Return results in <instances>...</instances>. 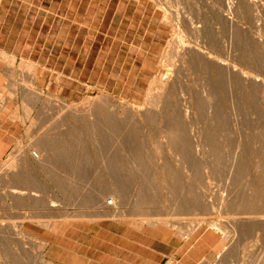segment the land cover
Instances as JSON below:
<instances>
[{"label":"rangeland","instance_id":"1","mask_svg":"<svg viewBox=\"0 0 264 264\" xmlns=\"http://www.w3.org/2000/svg\"><path fill=\"white\" fill-rule=\"evenodd\" d=\"M13 1L0 264H264V1Z\"/></svg>","mask_w":264,"mask_h":264},{"label":"bare ground","instance_id":"2","mask_svg":"<svg viewBox=\"0 0 264 264\" xmlns=\"http://www.w3.org/2000/svg\"><path fill=\"white\" fill-rule=\"evenodd\" d=\"M231 1H232V0H231ZM262 1H264V0H262ZM176 2H177V1H176ZM246 2H247V1H246ZM227 3H229V2H226V4H227ZM234 3H235V2H234ZM234 3H233V4H234ZM255 3H256V2H255ZM226 4H225V5H226ZM253 4H254V3H253ZM225 5H223V6H225ZM234 5H235V4H234ZM212 6H213V5H212ZM231 6H232V5H231ZM214 7H215V6H214ZM229 7H230V6H229ZM232 7H233V6H232ZM256 7L258 8L259 6H256ZM225 8H227V6H225ZM225 8H224V9H225ZM230 8H231V7H230ZM259 9H260V7H259ZM259 9H258V10H259ZM216 10H217V9H216ZM220 10H221V9H219L218 11H220ZM227 10H228V9H227ZM230 10H231V9H230ZM172 11H174V10H172ZM174 12H175V11H174ZM220 12H221V11H220ZM222 12H223V10H222ZM231 12H232V10H231ZM165 13H166V12H165ZM175 14H176V13H175ZM164 15H165V14H164ZM168 15H169V14H168ZM168 15H167V16H168ZM222 15H223V13H222ZM251 15H252V14H251ZM175 16H176V15H175ZM179 17H180V16H179ZM183 17H184V16H183ZM191 17H192V16H191ZM165 19H166V18H165ZM197 19H198V18H197ZM230 20H232V19H230ZM166 21H167V20H166ZM173 22H174V21H173ZM230 22H231V21H230ZM182 23H183V22H182ZM212 23H213V22H212ZM191 25H192V22H191ZM175 27H177V26H175ZM197 27H198V26H196V28H197ZM236 27H237V26H236ZM234 29H235V28H234ZM216 30H217V29H216ZM238 31H239V30H238ZM172 32H173V31H172ZM217 32H218V31H217ZM181 33H182V32H181ZM212 33H213V32H212ZM237 33H238V32H237ZM214 35H215V34H214ZM217 35H218V34H217ZM183 36H184V35H183ZM177 37H178V36H177ZM181 37H182V36H181ZM216 37H217V36H216ZM195 38H196V37H195ZM178 39H179V38H178ZM179 40H180V39H179ZM179 40H178V41H179ZM181 40H182V39H181ZM220 41H222V38H221ZM224 41H225V40H224ZM182 42H183V41H182ZM188 43H189V42H188ZM218 43H219V41H218ZM222 44H223V43H222ZM178 45H179V44H178ZM184 45H185V44H184ZM187 45H188V44H187ZM214 45H215V44H214ZM225 45H226V44H225ZM169 46H170V45H169ZM173 46H174V45H173ZM189 46H190V45H189ZM220 46H221V45H220ZM223 46H224V45H223ZM183 47H184V46H183ZM216 47H217V46H216ZM173 48H174V47H173ZM213 48H214V47H213ZM224 48H225V47H224ZM229 48H230V46H229ZM205 49H206V48H205ZM216 49H217V48H216ZM226 49H227V48H226ZM182 50H183V49H182ZM213 50H215V49H213ZM223 50H224V49H223ZM2 51H3V50H2ZM175 51H176V50H175ZM179 51H180V50H179ZM188 52H189V51H188ZM191 52H192V51H191ZM208 52H209V51H208ZM214 52H215V51H214ZM169 53H171V52H169ZM195 53H197V52L195 51ZM217 53H218V52H217ZM219 53H220V52H219ZM241 53H242V52H241ZM176 54H177V53H176ZM205 54H206V53H205ZM210 54H211V53H210ZM215 54H216V53H214V56H215ZM7 55H8V54H7ZM172 55L174 56L173 53H172ZM183 55H184V54H183ZM217 55H218V54H216V56H217ZM223 55H224V54H223ZM225 55H227L226 52H225ZM173 56H172V57H173ZM180 56H181V54H180ZM199 56H200V55H199ZM229 56H230V55H229ZM229 56H228V58H229ZM2 57H3V56H2ZM175 57H176V56H175ZM187 57H188V56H187ZM220 57H221V56H220ZM215 58H216V57H215ZM171 59H172V58H171ZM180 59H181V58H180ZM4 61H5V60H4ZM212 61H213V60H212ZM223 61H224V60H223ZM5 62H6V61H5ZM203 62H205V61H203ZM203 62H202V63H203ZM207 62H208V61H207ZM220 62H221V61H220ZM176 63H177V62H176ZM205 63H206V62H205ZM205 63H204V64H205ZM215 63H216V61H215ZM221 63H222V62H221ZM224 63L227 64L228 62H227V63L224 62ZM232 64H233V63H232ZM232 64H231V66L229 65L231 68H232ZM240 66H241V65H240ZM247 66H248V65H247ZM217 67H218V66H217ZM226 67H227V65H226ZM230 67H229V68H230ZM233 67H234V65H233ZM248 67H249V66H248ZM5 68H6V67H5ZM229 68H228V69H229ZM249 68H250V67H249ZM238 69H240V67H237L236 70H238ZM241 69H242V68H241ZM241 69H240V70H241ZM242 70H243V69H242ZM238 71H239V70H238ZM221 72H222V70H221ZM227 73L229 74V72H227ZM239 73H240V72H239ZM241 73H242V72H241ZM244 73H245V72H244ZM27 74H28V73H27ZM222 74H224V72H223ZM245 74H246V73H245ZM34 75H35V74H34ZM217 75H218V74H217ZM224 75H225V74H224ZM249 75H251V74H249ZM233 76H234V75H233ZM235 76H236V75H235ZM254 76H255V75H254ZM165 77H166V76H165ZM165 77H164V78H165ZM201 77H202V76H201ZM247 77H248V76H247ZM250 77H251V76H250ZM255 77H256V76H255ZM159 79H160V78H159ZM202 79H203V78H202ZM246 79H247V78H246ZM248 79H249V78H248ZM160 80H161V79H160ZM18 81H19V80H18ZM25 81H26V80H25ZM158 81H159V80H158ZM260 81H261V80H260ZM28 82H30L31 84H30V83H29V84L32 85V82H31V81H28ZM159 82H161V81H159ZM175 82H176V81H175ZM251 82H252V81H251ZM254 82H255V81H254ZM26 83H27V81H26ZM26 83L24 82V84H26ZM164 83H165V82H164ZM261 83H262V81H261ZM159 84H160V83H159ZM242 84H244V83H242ZM27 85H28V84H27ZM9 86H10V85H9ZM19 86H20V85H19ZM201 86H202V85H201ZM12 87H13V86H12ZM28 87H29V85H28ZM157 87H158V86H157ZM258 87H259V86H258ZM10 88H11V87H10ZM159 88H160V87H159ZM166 88H167V87H166ZM47 89H48V88H47ZM161 89H162V88H161ZM258 89H259V88H258ZM30 90H31V89H30ZM21 92H23V91H21ZM47 92H48V91H47ZM198 92L200 93V95H202L200 91H198ZM34 93H36V91H35ZM158 93H159V92H158ZM21 94H23V93H21ZM29 94H30V93H29ZM203 94H204V93H203ZM11 95H12V94H11ZM24 95H26V94L24 93ZM47 95H48V94H47ZM154 95H155V93H154ZM18 96H19V95H18ZM33 96H34V95H33ZM33 96H32V97H33ZM37 96H38V95H36V96H34V97H37ZM45 96H46V95H45ZM48 96H49V95H48ZM28 97L31 98L30 95H29ZM37 98H38V97H37ZM21 99H23V98H21ZM33 99H34V100H33L34 102H36V101L38 100V99H37V100L35 101V98H33ZM152 99L154 100L155 97L152 98ZM30 101H31V100H30ZM87 101H89V99H88ZM156 101H157V100H156ZM62 103H63V102H62ZM30 104H32V103H30ZM78 104H79V103H78ZM27 105H28V104H27ZM128 106H129V105H128ZM131 106H132V105H131ZM74 107H76V106H74ZM123 108H124V107H123ZM127 108H128V107H127ZM45 109H46V108H45ZM48 109H49V108H48ZM85 109H86V108H85ZM129 109H130V108H128V110H129ZM133 109H134V108H133ZM78 110H79V109H78ZM91 111H92V110H91ZM130 111H131V110H130ZM139 112H140V111H139ZM35 113H36V112H35ZM133 113H134V112H133ZM135 113H136V112H135ZM146 113H147V112H146ZM142 114H143V113H142ZM144 114H145V112H144ZM10 116H11V115H10ZM10 116H9V118H10ZM58 116H59V115H58ZM58 116H57V117H58ZM32 117H33V116H32ZM59 117H60V116H59ZM37 119H38V118H37ZM51 126H52V125H51ZM51 128H52V127H51ZM42 131H43V130H42ZM36 144H37V143H36ZM32 145H33V144H32ZM48 146H50V144H49ZM37 147H38V146H37ZM44 147H45V145H44ZM34 148H35V147H34ZM38 148L40 149V147H38ZM38 148H37V149H38ZM44 149H45V148H44ZM37 151H39V150H35V152H31L32 157L35 158V159H38V158H39V155H41V154H39V152H37ZM42 152H43V151H42ZM21 153H22V151H21ZM46 153H48V152H46ZM18 154H19V153H18ZM21 156H23V155L21 154ZM43 157H44V156H42V158H43ZM16 158H17V157H16ZM21 158H22V157H21ZM40 158H41V157H40ZM45 158H46V156H45ZM14 159H15V157H14ZM40 160H42V159H40ZM13 161H14V160H13ZM21 161L23 162V160H21ZM45 161H46V160H45ZM31 163H32V162H31ZM14 165H15V164H14ZM27 165H28V164H27ZM29 167H30V166H29ZM2 168H3V167H2ZM12 168H13V167H12ZM15 169H16V168H15ZM7 171H8V170H7ZM12 171H13V170H12ZM24 177H25V176H24ZM23 180H24V179H23ZM21 181H22V180H21ZM34 186H35V185H34ZM26 187H27V186H26ZM13 188L15 189L16 186H14ZM20 188H21V187H20ZM17 189H18V191L20 192L19 188H17ZM17 189H16V191H17ZM22 189H23V188H22ZM31 190H32V189H31ZM35 190H36V189H35ZM16 191H14V192H16ZM18 191H17V192H18ZM19 192H18V193H19ZM21 193H22V192H21ZM23 193H24V192H23ZM35 194H36V193H35ZM112 202H113V201H112V199H111V203H112ZM51 203H54V201H52ZM112 204H114V202H113ZM178 207H179V206H178ZM176 208H177V207H176ZM149 222H150V221H149ZM153 222H154V221H153ZM153 222H151V223H153ZM156 222H157V221H156ZM161 222H162V221H161ZM199 222H200V221H199ZM199 222H198V223H199ZM162 223H163V222H162ZM196 223H197V222H196ZM153 224H155V223H153ZM156 224H157V223H156ZM212 224H213V223H212ZM217 225H218V224H217ZM217 227H218V226H217ZM191 228H192V227H191ZM192 229H193V228H192ZM194 229H195V228H194ZM194 229H193V230H194ZM223 230H225V229H223ZM180 232H181V231H180ZM190 232H192V231H190ZM224 232H225V231H224ZM227 232H228V231H227ZM228 234H229V233H228ZM229 235H230V234H229ZM186 237H187V236H186ZM262 245H264V244H262ZM225 247H226V246H225ZM260 249H261V247H260ZM261 250H262V249H261ZM259 251H260V250H258V252H259ZM256 252H257V251H256ZM262 253H264V251H262ZM257 254H258V253H257ZM260 254H261V253H260ZM259 256H260V255H259ZM259 256H258V257H259ZM258 257H257V259H256L257 262H256V260H255V262H254L255 264H256V263H259V262H258ZM255 258H256V256H255ZM260 258H261V257H260ZM252 263H253V262H252ZM252 263H251V264H252ZM260 263H261V262H260Z\"/></svg>","mask_w":264,"mask_h":264},{"label":"crops","instance_id":"3","mask_svg":"<svg viewBox=\"0 0 264 264\" xmlns=\"http://www.w3.org/2000/svg\"><path fill=\"white\" fill-rule=\"evenodd\" d=\"M13 2H14L13 0H0V11H1V8H5L4 11L0 12V45L8 44L7 41L9 40V38L12 37V31L15 30V29L13 30V24L15 22L14 19L11 20L8 18V15H9L8 9L9 7H11V4ZM6 6H7V9H6ZM16 31L17 30H15V32ZM15 39L16 40L21 39V35L18 33V31L15 33ZM15 44L16 43L14 42L13 45Z\"/></svg>","mask_w":264,"mask_h":264},{"label":"built area","instance_id":"4","mask_svg":"<svg viewBox=\"0 0 264 264\" xmlns=\"http://www.w3.org/2000/svg\"><path fill=\"white\" fill-rule=\"evenodd\" d=\"M108 201V203H111V199H108L107 200ZM164 264H176L173 260H171V258H168L165 262H164Z\"/></svg>","mask_w":264,"mask_h":264}]
</instances>
